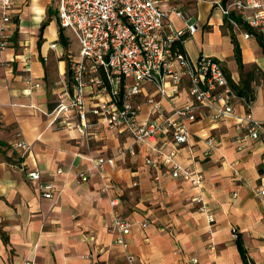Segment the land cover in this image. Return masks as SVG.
I'll return each instance as SVG.
<instances>
[{"label": "crops", "instance_id": "1", "mask_svg": "<svg viewBox=\"0 0 264 264\" xmlns=\"http://www.w3.org/2000/svg\"><path fill=\"white\" fill-rule=\"evenodd\" d=\"M212 1L161 0L160 7L181 13L170 14L172 28L195 26L182 44L186 56L193 62L201 55L218 60L230 84L252 91V115L264 120L262 50L253 34L245 38L246 31L232 25L241 50L240 71L230 31ZM65 30L58 24L55 0H15L5 24L7 46L0 51V264H130L127 255L134 257L132 264H245L232 228L248 264H264V197L257 195L264 188V132L257 140L242 141L245 132L235 128L234 119L200 118L188 124L185 145L158 137L148 146L135 144L122 130L95 126L81 136L73 128L76 120L68 127L53 123V98L70 88L69 56L78 57ZM251 71L253 79H248ZM187 88L184 78L178 99L163 101L164 113L189 101ZM152 91L146 83L133 99L140 120L149 116L145 99ZM245 110L243 103L234 105L239 116ZM17 134L30 145L29 152L13 147ZM208 139L214 142L210 150ZM171 151L176 162L203 175L201 187L171 177L170 166L163 163V155ZM98 158H111L113 165L98 166ZM36 170L59 194L40 196L37 181L27 175ZM79 173H86L87 180L80 181ZM117 214L134 224L126 248L114 243L110 231Z\"/></svg>", "mask_w": 264, "mask_h": 264}, {"label": "built area", "instance_id": "2", "mask_svg": "<svg viewBox=\"0 0 264 264\" xmlns=\"http://www.w3.org/2000/svg\"><path fill=\"white\" fill-rule=\"evenodd\" d=\"M200 2L203 0H190ZM15 0H0V51L5 50V24L10 20ZM57 20L60 28L70 30L77 39L78 57L69 56L71 85L55 93L54 106L50 110L53 123L68 127L76 120L74 130L88 136L95 126L110 130L125 131L135 144H149L158 137L168 138L177 146L187 143L188 124L200 118L212 122L234 119L237 130H243L245 138L257 140L264 132V120H257L251 112V101L237 95L231 86L221 63L201 55L191 61L185 53L178 52L177 43L183 44L187 35L195 31L193 24L185 29L171 27L169 16L176 10H163L161 0H55ZM213 6L234 26L233 18L242 22L264 41V0H213ZM249 33L244 37L248 38ZM53 48L54 45H51ZM188 82L189 101L175 105L169 113L163 111V101H175L180 94L183 79ZM153 91L147 95L148 118L140 120V107L133 99L143 92L144 84ZM168 86V87H167ZM243 103L245 113H234V105ZM209 150L213 140L208 139ZM13 147L23 153L30 145L17 134ZM151 151H157L150 146ZM175 152L163 155V163L170 166V175L175 179L191 182L194 188L201 187L203 175L184 167L174 160ZM113 165L111 158H98V166ZM146 163L156 167L153 160ZM62 170H58L60 173ZM32 181H37L42 198L52 199L59 194L53 183L42 180L39 171L28 172ZM86 173H79L80 181L87 180ZM264 197V188L257 189ZM200 210L205 211L201 198ZM112 205L117 203L112 201ZM208 221H214L208 215ZM133 223L119 214L109 223L114 232V243L127 247L126 236ZM145 226V222L142 223ZM231 238L236 240L238 232L231 229ZM132 264L134 257L127 255ZM196 263L197 260H191ZM25 264H32L31 261Z\"/></svg>", "mask_w": 264, "mask_h": 264}, {"label": "trees", "instance_id": "3", "mask_svg": "<svg viewBox=\"0 0 264 264\" xmlns=\"http://www.w3.org/2000/svg\"><path fill=\"white\" fill-rule=\"evenodd\" d=\"M228 0H224V2H226ZM234 19V21L242 28L244 29L247 33H250V34H254V32L252 30H250L243 22L240 18L234 16V14L231 15ZM224 24H225V27L230 31V37H231V42L233 44V51H234V57H235V60H236V63L238 65V68L240 71H242L243 69V65H242V61H241V50H240V47L235 39V35L234 33L232 32V24L229 22V20L227 19V17H224ZM59 38H60V41L63 43V44H66L65 43V40H64V37L62 35V32L60 31L59 33ZM256 40L262 50V53L264 55V41L262 40V38L258 35H256ZM177 50L178 52H181V53H185L184 50H183V46L182 44H178L177 43ZM253 74L254 72L251 71L247 74V77L248 79H253ZM232 87L233 89L235 90V92L237 93L238 96L240 97H243L245 100L247 101H252L254 96H253V93L252 91H250L248 89L247 86H243L240 88V86H236L234 84H232ZM237 246H238V249H239V252L241 254V257L243 259V262H245V264H248L247 260H246V255H245V251L242 249L241 245H240V240H239V236L237 237V239L235 240Z\"/></svg>", "mask_w": 264, "mask_h": 264}, {"label": "rangeland", "instance_id": "4", "mask_svg": "<svg viewBox=\"0 0 264 264\" xmlns=\"http://www.w3.org/2000/svg\"><path fill=\"white\" fill-rule=\"evenodd\" d=\"M244 31H245V30H244ZM65 33H66V35H67L68 37H70V40H71V42L73 43V44H72V49L75 50V53L78 54V45L76 44L77 42L74 40L73 36H71L70 31L65 30ZM253 36L256 37V34H253ZM260 56H262V55H259L258 57H260ZM53 100H55V97L53 98Z\"/></svg>", "mask_w": 264, "mask_h": 264}]
</instances>
